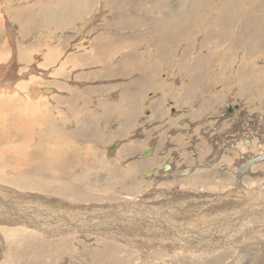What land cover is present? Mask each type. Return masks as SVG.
Instances as JSON below:
<instances>
[{"label": "rangeland", "instance_id": "1", "mask_svg": "<svg viewBox=\"0 0 264 264\" xmlns=\"http://www.w3.org/2000/svg\"><path fill=\"white\" fill-rule=\"evenodd\" d=\"M77 1L0 0V76L2 77L0 89L10 91L12 88L17 91L22 88L27 91L51 87L53 92L49 94L40 92L46 96L47 102L43 107H36L41 113L44 114L46 110V113L50 112L56 119L59 117L69 122L81 121L86 126L83 127L87 132H90V129L94 132L95 127H98L95 134L102 138H96L93 143L86 142L84 145L71 142L68 149L64 150L68 151V157L71 159H76V155L84 157V160L87 159V168L90 172L93 169L94 172L91 173L99 181L97 188L83 189L86 193L92 190L91 193L98 197L95 200L98 199L97 201L100 202L92 201L91 203L95 204L92 207L102 206V211L108 212L117 208L114 205L134 203L136 207L142 205L150 209V212L148 210L145 212L149 217H164L165 212L170 213L172 218L175 217L174 224H180L178 226L182 229L174 230V234L164 230L161 223L154 221L151 224L150 220L138 221L141 226L134 228L137 225L134 224L133 227L132 224L136 222L127 224L125 222L127 219L110 217L105 220L110 219L111 222L97 226L100 230L97 232H104L105 237L97 233L96 235L95 230L80 231L75 234L78 241L80 239L83 241L80 235L85 233L90 234V237L99 236L100 243L95 242L98 245L89 246L85 241L78 242L71 239L72 242L68 245L70 249L62 250L66 254L54 252L44 255L43 253L38 256L39 258H35V253H31L28 259L17 261L15 264H99L95 258V251L102 249L103 241L111 242L110 244L117 248L118 264H137L140 261L152 264H209L218 261L217 263L221 264V260L224 261L222 263L229 264L233 261L232 255L235 256L234 258L240 256L238 264H264V156L262 157L264 154V0H79L78 3ZM55 35H59V38L56 39ZM54 51H57L55 55H53ZM180 57L183 58L182 61ZM197 63L201 65L200 77L193 78L198 80L199 85L190 89L189 85L194 79L190 78L192 67L188 68V65L195 66ZM178 65L182 66L181 74ZM12 84L17 86L13 88ZM195 84L194 81L193 85ZM128 91H131L134 97L133 105L129 103ZM2 98L0 95V147L4 150L0 148V199L8 204L7 208L11 210H24L31 214L36 212L35 215L44 217L46 215L37 222H47L51 225L50 227L41 224V227L50 228L49 232L47 235L45 233L36 235L42 237L44 241L50 239L51 242H57L59 238H51L54 236L51 232L62 228L59 224H55L52 214L65 208L70 210L71 203L66 201L68 205L62 208L59 202L53 204L54 201L59 200L53 199L57 197L45 193H41L43 197L38 194L36 196L39 192L23 184L21 186L17 184V182L30 181L32 178L26 166L31 163L29 156L31 148L26 144V136L23 132V129L27 128L25 126L30 128L32 108L21 95L12 99V105L8 101L2 102ZM200 99L217 102L219 106L214 109V113L215 117L218 115L220 117L214 119L208 114L209 111H198L197 104ZM70 100H73L74 104H70ZM232 107H235L236 110L233 109V112L237 111L239 118L234 119L233 116V119L239 120L240 123L228 121L231 118L228 108ZM195 112L199 115L196 116ZM192 114L195 118L191 117ZM42 117L44 118V115L38 118ZM179 120H185L186 123L179 125ZM35 121L38 123L37 121L42 120L35 119ZM188 121L190 123H187ZM192 123L196 125L192 132L189 131L190 135L186 132L189 124ZM179 129L185 130L179 131ZM68 132L75 131L70 129ZM256 132L257 134L259 132L258 136ZM169 135L171 137H168ZM257 137L258 139H255ZM244 140L254 141V146H242ZM115 143L120 145L114 153L109 154L106 148ZM8 144H11L10 146L15 150ZM231 144L232 146L236 144L235 147L238 149L239 146L240 150L233 151V147L229 146ZM157 145L159 146L156 147ZM217 146L223 147L219 153L216 152ZM72 147L83 148L79 152L81 154L73 152ZM128 147L132 150L126 155L123 149ZM200 147L202 154L206 152L202 157L197 154ZM61 148L62 145L59 152H62ZM147 150H151L150 155H153L142 157V153ZM32 151L36 153V155L32 154L34 155L32 158L38 160L45 158L43 147H35ZM245 152H248V155ZM147 159L153 161L152 166L140 167L137 170L130 169L132 164L146 162ZM208 162L210 165L198 167V164ZM166 163L171 165V170L167 172L162 168ZM186 168H192L193 172L184 177ZM250 168L256 169L254 171ZM182 169L183 172L180 173ZM251 172L256 173L254 175ZM148 173L152 175L147 177ZM223 173L227 175L224 176ZM110 174H113L116 181L128 177L123 182L133 183L123 191L133 198L139 196L138 199L125 203L119 201L117 197L119 194L113 192L123 186L111 187L112 181L105 183L106 175ZM204 175L207 178H203ZM257 175L259 176L256 177ZM192 176L196 178L200 176V183L205 182V184L201 186L196 181L193 182ZM213 177L216 181L212 180ZM234 180L235 182L232 183ZM239 182L244 185L238 184ZM228 183H232L234 187ZM247 186L249 187L246 188ZM215 189L218 192L214 191ZM160 191L176 192L184 199L174 201L171 200L173 197H168L166 200L170 201H165L163 205L161 201H157L153 206L148 196ZM146 192H149L148 195ZM140 193L145 194L140 196ZM251 193L254 197L252 199L249 197ZM211 194L220 195L217 197L218 201L211 199L213 198ZM109 197L112 201H118L106 200ZM213 203L216 205L214 206ZM209 204L214 208L208 206ZM217 206L220 207V211ZM4 208L0 205V221L2 215H6ZM174 210L176 211L173 214ZM91 213L94 215L97 212ZM138 213L137 216H140V212ZM189 213H193L194 216ZM178 215L184 217L178 218ZM133 216L137 220H142L136 215ZM21 222L24 221L0 222L1 248L5 251L1 262L6 258V249L15 242V233L10 235L11 231L18 227L26 228ZM3 225L9 227L2 228ZM195 226L196 229L193 228ZM65 233L68 234L66 231ZM181 233L185 240L189 239V242H180L177 236ZM21 236L23 235H19ZM193 239L200 245L199 243L195 245ZM208 243L212 244L213 248ZM21 244L19 248H22L23 243ZM136 249L141 250L137 252ZM217 251L219 255L227 254L220 262L217 260L218 253L215 254Z\"/></svg>", "mask_w": 264, "mask_h": 264}, {"label": "bare ground", "instance_id": "2", "mask_svg": "<svg viewBox=\"0 0 264 264\" xmlns=\"http://www.w3.org/2000/svg\"><path fill=\"white\" fill-rule=\"evenodd\" d=\"M63 1H66V0H63ZM79 1V0H78ZM78 1H77V3H78ZM15 2V1H14ZM32 2V1H31ZM35 2V1H34ZM33 2V3H34ZM62 2V1H61ZM69 2H70V0H69ZM71 3H73V2H71ZM53 4V3H52ZM79 4L81 5V3L79 2ZM88 4V3H87ZM19 5V4H18ZM17 5V6H18ZM23 5V4H22ZM63 5V4H62ZM76 5V4H75ZM81 7V6H80ZM31 8V7H30ZM0 9H1V7H0ZM6 10V9H5ZM34 11V10H33ZM55 11H57V10H55ZM40 13V12H39ZM57 13V12H56ZM79 13V12H78ZM180 13V12H179ZM36 16V15H35ZM55 16V15H54ZM81 16H82V14H81ZM80 16V17H81ZM52 17V16H51ZM19 18V17H18ZM33 21V20H32ZM34 22V21H33ZM24 23H26V22H24ZM107 24V23H106ZM30 25V24H29ZM35 27H37V26H35ZM29 28H30V26H29ZM38 28V27H37ZM47 28V27H46ZM27 29V28H26ZM93 33V32H92ZM62 37V36H61ZM160 37V39L162 38L161 37V35L159 36ZM55 38L56 39H58L59 38V35L58 36H56L55 35ZM174 38V37H173ZM172 39V38H171ZM89 40V39H88ZM60 43V42H59ZM91 44V43H90ZM61 47V46H60ZM57 49V48H56ZM65 49V48H64ZM57 53V51H54L53 52V55H55ZM60 53V52H59ZM3 56V55H2ZM193 56V55H192ZM180 59H181V61L183 60V58H181L180 57ZM175 61V60H174ZM78 62V61H77ZM75 63V62H74ZM176 65V64H175ZM193 64H190V65H188L189 67L188 68H191V75H190V78L191 79H194V78H196V77H200V70H201V65H200V63L198 64L197 63V65H195V66H192ZM200 65V67H198V68H196L197 66H199ZM179 66V65H178ZM178 68H180V74H181V72H182V66H179ZM184 70V69H183ZM176 71V70H175ZM177 71H178V69H177ZM187 72V71H186ZM188 73V72H187ZM190 74V73H189ZM199 74V75H198ZM198 75V76H197ZM174 76V75H173ZM194 77V78H193ZM1 76H0V81H1ZM16 79H14V81H15ZM152 80V79H151ZM190 81V80H189ZM194 81L196 82V84L195 85H193V83H194ZM138 82H140V81H138ZM13 83V82H12ZM145 83V82H144ZM149 84V83H148ZM13 85V88H15V86H17L16 84H12ZM199 85V83H198V80L197 79H194V80H192V83H191V85H189V87H190V89H193V87L194 86H198ZM46 86V85H45ZM44 86V87H45ZM125 87V86H124ZM52 88H55V87H52ZM256 88V87H255ZM11 90L10 91H6V90H3V89H0V95L3 97L2 98V102H4V101H8L9 103H10V105H12V99H16V97H17V95H21L24 99H26V101L28 102V103H30V105H31V116H32V121H30L29 122V126H30V128H28V126H25V127H27V128H25V129H23V132H24V135L26 136V141H27V143L26 144H28L29 146H30V148H31V153H29L28 155L30 156V159H31V163L29 164V165H26L27 166V168L29 169L28 170V172L29 173H31V179H30V181H26V182H17V184H19L20 186H21V184H23L24 186H28L30 189H32V190H34V191H36V192H39V193H36V196H37V194L38 195H40V196H42L41 195V193H45V194H47L48 196H54V197H57V198H53V199H59L58 201H54L53 202V204L55 203H57V202H59V204L61 205V207L62 208H64L65 206H67L68 204L67 203H65L66 201L67 202H70L71 203V205H73L74 204V206H69L71 209L70 210H67V208H65V209H63V211L61 210V211H57V212H55L56 214H52V212H51V214H52V216L54 217V221H56L55 222V224L57 223V225L59 224V226L62 228V229H60V230H58V231H52L51 233V235H54V236H52L51 238H53V237H57V238H59V240L57 241V242H51V240L49 239V241H44L43 240V238L41 237V238H39L38 237V235H36L37 233H45L46 235L48 234V232H49V229H47V227H41V224H45L46 226L48 225V223L46 224V223H44V222H42V223H38L37 222V220L38 219H44L45 217H46V215H45V217L44 216H38L37 214L35 215L34 213H36V212H34V213H27V212H25L24 210H20V211H14V210H11L10 208H7L8 207V204H5V202L2 200V199H0V205H2L3 206V208L4 207H6V208H4L5 209V213H6V215H2V218H1V221L2 222H7V223H13L14 221H19V220H22V221H24L25 222V224H24V222L22 223L26 228H24V227H18V228H16V229H14V231L12 232L11 231V233H10V235H13L14 233V236L16 237L14 240H15V242L14 243H11V247H9V248H7L6 249V254H5V259L4 260H2V262H1V258H2V256H3V254H4V250L1 248V242H0V262H1V264H15L17 261H20V260H23V259H25V258H27V257H29V254H31V253H35L34 255H36V256H34L35 258H39L38 256H40V255H42L43 253H44V255H48V254H53L54 252H56V253H64V254H66V252H64V251H62V250H69L70 249V247L68 246V245H70L71 244V242H72V240L71 239H73V240H76V241H78L77 240V235H75V234H77V233H80V231L82 232V231H84V232H90V231H92V230H95L96 232H94L95 234L97 233L98 235H103V233L101 234L99 231V228L97 227V226H99L100 224H102V223H109V222H111L112 220H105L106 218H110V217H113V219L114 218H116V216H117V218L118 219H127L125 222H127V224H129V223H132V222H136V223H133L132 225H133V227H134V224H136L137 225V227H134V228H138L139 226H141V224L138 222V221H148V220H150L149 222L151 223V224H153L154 223V221H157V222H159V223H161L162 224V226L161 227H164V230H168V231H170V232H173L174 234H175V231L174 230H177V231H181V229H180V227L178 226V225H180V224H174V222H175V217L174 218H172V216L170 215V213H164V214H166V215H163L164 217H159V216H155V217H149V216H147V215H145V212H147V210L149 211L150 209H148V208H146V207H142V205H141V207H136L135 205H134V203H132V204H124L123 206H120V205H114L115 206V208H116V206H117V208L115 209V210H111V211H102V206L101 207H92V206H94L95 204H93V203H91L92 201H94V202H98L97 200H95V198H98L96 195H94V194H92L91 193V191H89L88 193H86L85 191H83V189L85 188H87V187H89V188H93V187H95V188H97L99 185L97 184L99 181L97 180V178L95 177V176H93V173H91V172H94L93 171V169H91V172H90V170L87 168V164H86V160H84V157H82V156H78V155H76V159H71V157H68V151H64V150H67L68 149V147L70 146V143L71 142H73V143H75V144H77V145H84L86 142L87 143H93L94 142V140L97 138V139H99V138H102L100 135H98V134H95V131L96 130H98V127H95V129H94V132H93V130L92 129H90V132H87V131H85V125H83L82 123H81V121H78L77 120V122L76 121H73V122H69L68 120L66 121V119H65V121H64V119L63 118H59L58 117V119H56V118H54L52 115H51V113L49 112V113H46V110H44V114L43 113H41V111H40V107H43L44 106V104L45 103H47L46 102V100H45V97L46 96H44V95H42V94H49V93H51V92H53V90L51 89V87H50V89L49 88H43V89H36V88H34V89H30V90H24V89H19V90H17V91H15V89H12V88H10ZM120 89V88H119ZM144 90H145V88H144ZM38 91H39V93H38ZM263 91V90H262ZM40 92L42 93V94H40ZM55 92V91H54ZM70 93H74V91H69ZM93 93V92H92ZM128 95L130 96L129 97V103L130 104H132L133 105V96L131 95L132 94V92L131 91H128ZM262 93V92H261ZM54 94H56V93H54ZM58 94V93H57ZM51 95V94H50ZM49 95V96H50ZM66 95V94H65ZM251 95V94H250ZM49 96H47V97H49ZM193 96V95H192ZM58 97V96H57ZM188 97H190V96H188ZM257 97H260V96H258L257 95ZM194 98V99H193ZM193 100L195 101L196 99H195V97L193 96ZM263 98V97H262ZM23 99V100H24ZM85 101V100H84ZM199 102H198V104H197V109H198V111H201V110H205V112H208V114H211V116L212 117H214V119L215 118H219L220 116L218 115L217 117H215V113H214V109L216 110V108H218V103L217 102H214V103H212L211 101H201V99L200 100H198ZM218 101V100H217ZM261 101V100H260ZM263 101V100H262ZM132 102V103H131ZM69 103L70 104H74L73 103V100H70L69 101ZM259 103V102H258ZM262 103V102H261ZM147 104V103H146ZM214 104V105H213ZM216 104V105H215ZM85 105V104H84ZM39 106V108H36V107H38ZM99 106V105H98ZM206 106H208V108H206ZM262 106V105H261ZM15 107V105L13 106V108ZM27 107V106H26ZM26 107H24L25 109H26ZM5 108V107H4ZM12 108V109H13ZM62 108V107H61ZM245 108V107H244ZM44 109V108H43ZM79 109V108H78ZM87 109V108H86ZM92 109H93V107H92ZM98 109V108H97ZM213 109V110H212ZM233 109L234 110H236L235 109V107H232V108H228V113H230L229 114V116L231 117V118H229L228 119V121L230 120L231 122L232 121H236V122H238L239 120H234V119H239L238 118V114H237V111L236 112H233ZM261 109V108H260ZM80 110V109H79ZM26 111V110H25ZM88 111V110H87ZM195 111V110H194ZM197 111V112H198ZM240 111V110H239ZM53 112H54V110H53ZM100 112V111H99ZM197 112H195V114H196V116L197 115H199V113H197ZM213 112V113H212ZM14 113V112H13ZM27 113H28V110H27ZM30 113V112H29ZM28 113V114H29ZM148 113V112H147ZM23 114V113H22ZM27 114V115H28ZM24 115V114H23ZM30 115V114H29ZM34 115H35V118H34ZM42 115H44V118L42 117V118H38V117H40V116H42ZM46 115V116H45ZM60 115V114H59ZM152 115V114H151ZM58 116V115H57ZM78 116V115H77ZM76 116V117H77ZM132 116V115H131ZM233 116H234V119H233ZM29 117V116H28ZM27 117V118H28ZM68 117V116H67ZM191 117L192 118H195V115L194 114H192L191 115ZM24 118H25V116H24ZM24 118L22 119V120H24ZM70 118V117H69ZM28 119H30V118H28ZM35 119L36 120H42L41 122H39V121H37L38 123H36V121H35ZM185 119V118H184ZM232 119V120H231ZM246 119V118H245ZM244 119V120H245ZM34 120V121H33ZM79 120H82V118H79ZM129 120V119H128ZM27 121V120H26ZM182 121H184V123H182ZM223 121H225V119L223 120ZM22 122V121H21ZM198 122H200V121H198ZM27 123V122H26ZM84 123H86V122H84ZM186 122H185V120H179V122H178V124L179 125H184ZM187 123H190L189 121L187 122ZM197 123V122H196ZM238 123H240V122H238ZM23 124V123H22ZM244 124V123H243ZM252 124V123H251ZM195 125L196 124H194V123H192V124H189V126H188V131L186 132L187 134H190V132H192L191 130H194L195 129ZM232 125V124H231ZM239 126H240V124H238ZM257 125V124H256ZM259 125V124H258ZM22 126V125H21ZM83 126H85V127H83ZM253 126V125H252ZM75 127V128H74ZM153 127V126H152ZM256 127V126H255ZM258 127V126H257ZM260 127V126H259ZM258 127V128H259ZM32 128H34V130H32ZM233 129H234V127H232ZM240 128V127H239ZM258 128H257V130H258ZM70 129H73L75 132L74 133H69L68 131L70 130ZM225 129V128H224ZM236 129V128H235ZM243 129V128H242ZM253 129V128H252ZM256 129V128H255ZM176 130H178V129H176ZM181 130H185V129H179V131H181ZM220 130V129H219ZM238 130H240V129H238ZM237 130V131H238ZM3 131V130H2ZM1 131V132H2ZM190 131V132H189ZM256 131V130H255ZM255 131H253V132H255ZM261 133H263V131L261 132ZM256 134H257V132H256ZM258 134H259V132H258ZM258 134H257V136H258ZM2 135V134H1ZM191 135V134H190ZM262 136V134L260 135V137ZM168 137H171V135H169ZM4 139V138H3ZM255 139H258V137L257 138H255ZM258 141V140H257ZM3 142V141H2ZM15 142V141H14ZM44 142H47V143H49L48 145H45V144H42V143H44ZM254 141H252V140H244L243 141V144H242V146H247V147H249V146H254V143H253ZM264 142V141H263ZM10 143V142H9ZM13 144V143H12ZM1 145H3V143L1 144ZM9 145V144H8ZM11 145V144H10ZM9 145V147H11ZM62 145V148H61V150H62V152H59L60 151V146ZM114 145L116 146V148L120 145L119 143H115V144H113V145H110L109 147H107L106 148V150L108 151V149L110 148V147H114ZM159 145H157L156 147H158ZM230 147H233V151L234 150H240V148H239V146H238V149L235 147V146H237L236 144H234V146H232V144L231 145H229ZM259 146V145H258ZM35 147H43V149H44V155L43 156H45V158H43L42 160H38V159H35V158H32V156H34V155H36V153H34V151H32V150H34V148ZM217 147H221V146H217ZM246 147V148H247ZM1 148V150H3L2 149V147H0ZM115 148V147H114ZM115 148V149H116ZM243 148V147H242ZM241 148V149H242ZM261 148V147H260ZM11 149H14L13 147H11ZM82 149L83 148H78V149H76L75 147H72L71 148V150L73 151V152H75V153H78L79 154V152H81L82 151ZM114 149V150H115ZM160 149V148H159ZM221 149L223 150V147H221ZM220 149V150H221ZM15 150V149H14ZM77 150H79V151H77ZM114 150L111 152V153H114ZM118 150V149H117ZM132 149H131V147L129 148H127V149H123V152H124V154H126V155H128V154H130L129 152L131 151ZM199 150V153H197V154H200V157H202V156H204L205 154H206V152L204 151V153L205 154H202V150H201V147L198 149ZM4 151V150H3ZM6 151V150H5ZM9 151V150H8ZM151 151V150H150ZM65 152V153H64ZM160 152V151H159ZM220 151H218V153H219ZM242 152V151H241ZM241 152H239V153H241ZM15 153V152H14ZM109 153V152H108ZM116 153V152H115ZM244 153V152H243ZM246 154L248 153V152H245ZM32 154H34V155H32ZM63 154H64V156H63ZM81 154V153H80ZM79 154V155H80ZM85 154V153H84ZM110 154V153H109ZM108 154V155H109ZM143 154V153H142ZM27 155V156H28ZM75 155V154H74ZM107 155V154H106ZM116 155V154H115ZM153 155V154H152ZM152 155H150V156H152ZM248 155V154H247ZM110 156V155H109ZM149 156V157H150ZM264 156V154L262 155V157ZM106 157H108V156H106ZM140 157V156H139ZM148 157V158H149ZM110 158V157H109ZM107 159V158H106ZM241 159V158H240ZM72 160V161H71ZM148 160H151V159H147L146 160V162L144 161H142V162H136L135 164H132V166H131V168L130 169H132V170H137L138 168H140V167H144V166H152L153 165V161H148ZM223 160V158H221V161ZM59 161H60V163H59ZM2 162V161H1ZM243 162V161H242ZM245 162V161H244ZM132 163V162H131ZM199 166L198 167H206L207 165H210V163L208 162V163H204V164H198ZM14 166V165H13ZM255 166H257V165H255ZM6 167V166H5ZM164 167H165V172H167V171H170L171 170V165H169V164H164ZM164 167H162V168H164ZM254 167V166H253ZM258 168H259V166H257ZM256 167V168H257ZM217 168V167H216ZM256 168H250V170L251 169H253L254 171H255V169ZM18 169V168H17ZM187 169V168H186ZM239 169V168H238ZM242 169H243V167H242ZM180 170V169H179ZM244 170H246V169H244ZM249 170V169H248ZM14 172V171H13ZM163 172V171H162ZM181 172H183V169L180 171V173ZM193 171H192V168H189V169H187L184 173V177H186V176H189L191 173H192ZM230 172H232V171H230ZM245 172V171H244ZM261 172V171H260ZM233 173V172H232ZM254 173V172H253ZM252 172H251V174H253ZM256 173V172H255ZM255 173H254V175H255ZM167 174V173H166ZM224 174H226V173H223V175ZM239 174V173H238ZM262 174V173H261ZM15 175V174H14ZM91 175H92V179H91ZM152 175V173H148L147 174V177H149V176H151ZM180 175V174H179ZM196 175H198V174H196ZM208 175V174H207ZM227 175V174H226ZM237 175V174H236ZM236 175H233V176H236ZM249 175H250V172H249ZM260 175V174H259ZM259 175H257L256 177H258ZM264 175V174H263ZM181 176V175H180ZM201 176V175H200ZM200 176H198L199 178H196V177H193L192 178V181L193 182H197L198 184H200L201 186L203 185V184H205V182L204 183H200ZM225 176V175H224ZM233 176H231L232 178H233ZM239 176V175H238ZM260 176H262V175H260ZM182 178H183V176H181ZM212 177V176H211ZM244 177H245V175H244ZM251 177V176H250ZM252 177H254L253 175H252ZM255 177V178H256ZM133 178V176H131V179ZM203 178H207L206 177V175H204V177ZM226 178H228V176L226 177ZM105 179H106V181H105V183H108V182H111L112 181V184H111V187L113 186V185H122L123 187H121V188H118V189H116L113 193H116V195H118L117 197H119L118 198V200L119 201H122V202H133V200H137L138 199V197L137 198H133V197H131V195L129 194V193H124V191H123V189L124 188H129L131 185H132V181L131 182H127V183H124L123 181L124 180H126V179H128V177H126V178H123L122 180H120V181H116V180H114V176H113V174H110V175H106V177H105ZM104 179V180H105ZM129 179H130V177H129ZM222 179H223V177H222ZM235 179V178H234ZM236 179H238V178H236ZM261 179V178H260ZM263 179H264V177H263ZM212 180H214V177H213V179ZM247 180H250V179H247ZM246 180V181H247ZM98 181V182H97ZM214 181H216V180H214ZM221 181H223V180H221ZM225 181H226V179H225ZM228 181V180H227ZM243 181V180H242ZM241 181V182H242ZM246 181H244V182H246ZM114 182V183H113ZM213 182V181H212ZM224 182V181H223ZM233 182H235V180L234 181H232V183ZM241 182H239L238 184H241V185H244V184H242ZM255 182V181H254ZM257 182V181H256ZM255 182V183H256ZM262 182V181H261ZM232 183H228V185H231ZM218 184V183H217ZM226 184H227V182H226ZM247 184H248V182H247ZM261 184V183H260ZM19 185H17V186H19ZM222 185V184H221ZM227 185V186H228ZM234 185H236V184H234ZM253 185V184H252ZM251 185V186H252ZM19 186V187H20ZM222 186H224V184L222 185ZM231 186H233V185H231ZM250 186V187H251ZM135 187V186H134ZM199 187V186H198ZM197 187V188H198ZM207 187V186H206ZM226 187V186H225ZM234 187V186H233ZM245 187V186H244ZM249 186H247L246 188H248ZM29 188H28V191H29ZM89 188H87L86 190H88ZM117 188V187H116ZM220 188V187H219ZM230 188H232V187H230ZM229 188V189H230ZM262 188V187H261ZM101 189H103V187L101 188ZM151 189V188H150ZM199 189V188H198ZM206 189V188H205ZM225 189V188H224ZM224 189H222L223 190V192L222 193H224ZM228 189V188H227ZM100 190V189H99ZM248 190V189H247ZM27 191V190H26ZM25 191V192H26ZM121 191H123V192H121ZM148 191V190H147ZM193 191V190H192ZM214 191H217L218 192V190H214ZM213 191V192H214ZM263 191V190H262ZM102 192V191H101ZM200 192H202V191H200ZM212 191H210V193H211ZM221 192V191H220ZM230 192V191H229ZM254 192V191H253ZM30 193H32L31 191H30ZM139 193V192H138ZM147 193V192H146ZM149 193V192H148ZM148 193H147V195H148ZM182 193V192H181ZM208 193V192H207ZM257 193V192H256ZM259 193V192H258ZM35 194V193H34ZM142 194L144 195L145 193H140V196H142ZM152 195H150V196H148V198H150L152 201L151 202H153L152 204H153V206H154V202H159V201H161L160 203L163 205V204H165V201H170V200H166V198H168V197H173V198H171V200H174V201H177V200H183L184 199V197H181V195H178L176 192H172V191H166V192H163V191H160V192H153V193H151ZM175 194H177V195H175ZM205 194V193H204ZM216 194H218V193H216ZM252 195L251 196H249V197H251L250 199H252V198H254V197H252L253 196V193H251ZM260 194V193H259ZM258 194V195H259ZM116 195H113V196H116ZM206 195V194H205ZM263 195V194H262ZM261 195V196H262ZM176 196V197H175ZM189 196V195H188ZM187 196V197H188ZM218 196H220V195H212L211 194V197H213V198H211V199H215V200H217L218 201ZM43 197V196H42ZM42 197H41V199H42ZM108 197V196H107ZM165 197V198H164ZM231 197V196H230ZM116 198V197H115ZM142 197H140V199H141ZM186 198V197H185ZM200 198V197H199ZM206 198V197H205ZM210 198V197H209ZM208 198V199H209ZM262 198V197H261ZM45 199V198H44ZM51 199V198H50ZM63 199V200H62ZM188 199V198H187ZM198 199V198H197ZM211 199H209L210 201H212ZM33 200V199H32ZM101 200V199H100ZM102 200H104V199H102ZM106 200H111L112 201V199L109 197V198H107ZM118 200H114V201H112V202H117ZM194 200H195V198H194ZM202 200V199H201ZM36 201H37V199H36ZM49 201V200H48ZM110 201V202H111ZM190 201V200H189ZM205 202H206V199L204 200ZM32 202V201H31ZM35 202V201H34ZM38 202V201H37ZM100 202V201H99ZM98 202V203H99ZM102 202V201H101ZM112 202H111V204H112ZM185 202V201H184ZM194 202V201H193ZM42 203V202H41ZM207 203V202H206ZM215 203H217V202H215ZM215 203H213V205L215 204ZM51 204V203H50ZM58 204V205H59ZM105 204V203H104ZM139 204V203H138ZM149 204V203H148ZM193 204H195V203H193ZM198 204V203H197ZM204 204V203H203ZM202 204V205H203ZM52 205V204H51ZM100 205H102V204H100ZM107 205V204H106ZM146 205V204H145ZM186 205H187V203H186ZM196 205V204H195ZM199 205V204H198ZM197 205V206H198ZM212 205V204H211ZM210 204L208 205V206H211ZM216 205V204H215ZM214 205V206H215ZM86 206H88V207H86ZM107 206H109V205H107ZM111 206V205H110ZM156 206V205H155ZM170 207H171V205H169ZM218 206H219V204H218ZM217 206V208H219L218 209V211H220V207H218ZM60 207V206H59ZM149 207H151V206H149ZM158 207V206H157ZM164 207H166V205L164 206ZM164 207H162V208H164ZM193 207V206H192ZM203 207V206H202ZM206 207V206H205ZM211 207H213V206H211ZM210 207V208H211ZM40 208V207H39ZM99 208V209H98ZM104 208V207H103ZM110 208V207H109ZM140 208V209H139ZM155 208V207H154ZM160 208V207H159ZM182 208V207H181ZM210 208H206V210H210ZM214 208V207H213ZM216 208V209H217ZM254 208V207H253ZM42 209H45L46 210V208H42ZM56 209V208H55ZM153 209V208H152ZM170 209V208H169ZM193 209V208H192ZM109 210V209H108ZM155 210V209H154ZM165 210V209H164ZM200 210V209H199ZM53 211V210H52ZM158 210H156V212H157ZM176 210H174L173 211V214H174V212H175ZM207 211V212H208ZM214 211V210H213ZM218 211H217V213H218ZM234 211V210H233ZM90 212H97L96 214H94V215H92V213L90 214ZM134 212V213H133ZM138 212H140V216H137V214L136 213H138ZM150 212V211H149ZM178 212V211H177ZM180 212V211H179ZM188 212V211H187ZM191 212H193V210L191 211ZM215 212V211H214ZM214 212H212V213H214ZM224 212V211H223ZM48 213H49V210H48ZM119 213V214H118ZM130 213V214H129ZM202 213V212H201ZM219 213H222V212H219ZM229 213V212H228ZM231 213V212H230ZM10 214L12 215V216H10ZM43 214V213H42ZM122 214V215H121ZM129 214V215H128ZM139 214V213H138ZM148 214V213H147ZM177 214V213H176ZM182 214V213H181ZM184 214V213H183ZM186 214V213H185ZM190 214V213H189ZM188 214V215H189ZM193 216H194V214L193 213H191ZM190 214V215H191ZM199 214H200V212H199ZM238 214H240V213H238ZM133 215H136L137 217H140V218H142V220H137V219H135L136 217H134ZM191 215V216H192ZM197 215V214H196ZM233 215V214H232ZM264 215V214H263ZM50 216V215H49ZM179 216H180V218L183 216L184 217V215H178V218H179ZM186 216V215H185ZM199 216V215H198ZM207 216V215H206ZM205 216V217H206ZM239 216V215H238ZM241 216V215H240ZM131 217H134V218H131ZM182 217V218H183ZM223 217V216H222ZM232 217V216H231ZM234 217V216H233ZM262 217V216H261ZM49 218V217H48ZM177 218V219H178ZM187 219H189L188 217H186ZM192 218H195V217H192ZM197 218V217H196ZM236 218V217H235ZM174 219V220H173ZM264 219V218H263ZM4 220V221H3ZM94 220H97V221H94ZM183 220H186V219H183ZM199 220V219H198ZM220 220H222L221 218H220ZM248 220V219H247ZM253 220V219H252ZM261 220V219H260ZM0 221V222H1ZM50 221H52V220H50ZM177 221V220H176ZM189 221V220H188ZM188 221H185V222H188ZM254 221V220H253ZM263 221V220H262ZM124 222V221H123ZM144 222V223H145ZM156 222V223H157ZM252 222V221H251ZM54 223V222H53ZM113 223H115V222H113ZM121 223L122 222H120L119 223V225H121ZM148 223V222H147ZM204 223V222H203ZM202 222H201V224H203ZM228 223V222H227ZM245 223V222H244ZM249 223V222H248ZM28 224V225H27ZM49 224H51V223H49ZM126 224V223H125ZM124 224V225H125ZM247 224V223H246ZM258 224V223H257ZM30 225V226H29ZM110 225V224H109ZM123 225V226H124ZM182 226H183V224H181ZM244 225V224H243ZM249 225V224H248ZM8 227H9V225H7ZM6 225H3L2 226V228H4V227H7ZM48 226H50L51 227V225H48ZM103 226V225H102ZM123 226H122V229H123ZM144 226V225H143ZM185 226V225H184ZM197 226V225H196ZM193 227V228H197V227ZM201 226V225H200ZM203 226V225H202ZM253 226V225H252ZM256 226V225H255ZM31 227V228H30ZM56 227V226H55ZM110 226H108V228H109ZM117 227V226H116ZM127 227V226H126ZM125 227V228H126ZM149 227V226H148ZM217 227V226H216ZM264 227V226H263ZM113 228H114V226H113ZM185 228V227H184ZM190 228V227H189ZM30 229H33V230H30ZM121 229V230H122ZM163 229V228H162ZM194 229V230H195ZM237 229V228H236ZM241 229V228H240ZM244 229H246V228H244ZM251 229V228H250ZM253 229V228H252ZM97 230H99L98 232H97ZM126 230V229H125ZM131 230H134V229H131ZM157 230V229H156ZM186 230L188 231V227L186 228ZM199 230V229H198ZM7 231V230H6ZM65 231L68 233V234H66L65 233ZM159 231V230H158ZM185 231V230H184ZM250 231H252V230H250ZM258 231V230H257ZM154 232V231H153ZM206 232V231H205ZM210 232V231H209ZM214 232V231H213ZM70 233H72V234H70ZM112 233V232H111ZM110 233V234H111ZM120 233H122V232H120ZM138 233V232H137ZM156 233V232H155ZM173 233H171V234H173ZM180 233V232H179ZM197 233V232H196ZM211 233V232H210ZM96 234V235H97ZM107 234V233H106ZM109 234V233H108ZM123 234V233H122ZM144 234V233H143ZM156 234H158V232L156 233ZM213 234V233H212ZM238 234V233H237ZM19 235H23V236H21V237H19ZM55 235H58V236H55ZM68 235V236H67ZM93 235V234H92ZM116 235H117V233H116ZM129 235V234H128ZM196 235V234H195ZM207 235H209V233L207 234ZM49 237H50V235H48ZM80 236H82L83 237V241H85L89 246L90 245H98V244H96L95 242H97L98 241V237L99 236H95V237H90L91 235L90 234H87V233H85V234H83V235H80ZM104 237H105V235H103ZM194 236V235H193ZM46 237V236H45ZM62 237V238H61ZM64 237V238H63ZM101 237V236H100ZM123 237H125V235H123ZM165 237H167V236H165ZM239 237V236H238ZM113 238V237H112ZM121 238H122V236H121ZM141 238V237H140ZM153 238V237H152ZM161 238V237H160ZM160 238H159V240H160ZM173 238V237H172ZM177 238L180 240V242L181 241H187V242H189L188 240H185V237H184V235L181 233L180 235H178L177 236ZM203 238V237H202ZM205 238V237H204ZM18 239V240H17ZM107 238H105V240H106ZM109 239V238H108ZM125 239V238H124ZM142 239V238H141ZM197 239V238H196ZM81 240V239H80ZM79 240V241H80ZM151 240V239H150ZM149 240V241H150ZM163 240V239H162ZM176 240V239H175ZM191 240V242H192V239H190ZM194 240V243H195V239H193ZM78 241V242H79ZM82 241V240H81ZM82 241V242H83ZM130 241V240H129ZM155 241V240H154ZM157 241V240H156ZM155 241V242H156ZM84 242V243H85ZM99 242V241H98ZM137 242V241H136ZM143 242H145L144 240H143ZM151 242V241H150ZM153 242V241H152ZM201 242H202V240H201ZM21 243H23V246H22V248L20 247L19 248V246H21L22 244ZM100 243V242H99ZM102 243V242H101ZM111 243V242H110ZM110 243H107V242H104L103 241V245H102V249H100V250H98V249H96V251H95V253H96V255H95V258H96V260H98L99 262V264H118V261H117V256L118 255H116L118 252V250H117V248L114 246V245H112V244H110ZM127 243V242H126ZM132 243V242H131ZM166 243V242H165ZM168 243V242H167ZM199 242H197V243H195V245H197ZM143 244V243H142ZM169 244V243H168ZM190 244V243H189ZM193 244V243H192ZM80 245V244H79ZM131 245V244H130ZM133 245V244H132ZM136 245V244H135ZM141 245V244H140ZM139 245V246H140ZM164 245V244H163ZM175 245H177V244H175ZM185 245V244H184ZM199 245H200V243H199ZM208 245H210L209 243H208ZM212 245V244H211ZM210 245V246H211ZM232 245V244H231ZM230 245V246H231ZM234 245V244H233ZM77 246V245H76ZM100 246V245H99ZM117 246V245H116ZM119 246V245H118ZM129 246V245H128ZM142 246V245H141ZM151 246H153V244H151ZM155 246V245H154ZM174 246V245H173ZM179 246V245H178ZM185 246H188V245H185ZM190 246V245H189ZM193 246H194V244L192 245V248H193ZM234 246H236V244L234 245ZM233 246V247H234ZM80 247V246H79ZM101 247V246H100ZM121 247V246H120ZM136 247V246H135ZM145 246H143V248H144ZM159 247V246H158ZM200 247V246H199ZM203 247V246H202ZM201 247V248H202ZM212 247V246H211ZM218 247V246H217ZM127 248V247H126ZM128 248H130V247H128ZM132 248V247H131ZM188 248V247H187ZM213 248V247H212ZM237 248V247H236ZM243 248V247H242ZM1 249L3 250V251H1ZM93 249V248H92ZM119 249V248H118ZM145 249V251H147L146 250V248H144ZM143 249V250H144ZM150 249V248H149ZM205 249V248H204ZM218 249H221V247L219 248L218 247ZM218 249H216V250H218ZM231 250H232V248H230ZM241 249V248H240ZM86 250H88V249H86ZM130 250V249H129ZM137 250V249H136ZM139 250H141V249H139ZM139 250H137V252L139 251ZM202 250V249H201ZM207 250H209V249H207ZM213 250V249H212ZM211 250V252H213ZM225 250V249H224ZM235 250V249H234ZM237 250V249H236ZM73 251V250H72ZM72 251H69V252H72ZM93 251V250H92ZM200 251V250H199ZM133 252H134V250H133ZM201 253H203V251H200ZM199 252V254H201ZM206 252V251H205ZM222 252H224V251H222ZM222 252H220V253H222ZM227 253H228V251H226ZM125 253V252H124ZM130 253V252H129ZM218 253V251L215 253V254H217ZM229 253H230V256H231V252L229 251ZM234 253V252H233ZM232 253V254H233ZM126 254H127V252H126ZM131 254V253H130ZM134 254V253H133ZM213 254V253H212ZM241 253H239V255H240ZM43 255V256H44ZM129 255V254H128ZM197 255H198V252H197ZM208 255V254H207ZM206 255V256H207ZM214 255V254H213ZM218 255H219V253H218ZM224 255H227V254H225V253H222V254H220L219 256H217V260H219V262H220V260L221 259H225L223 256ZM244 255V254H243ZM141 256H143V255H141ZM228 256H229V254H228ZM230 256H229V258H230ZM238 256V255H237ZM246 256V255H245ZM33 257V258H34ZM214 257V256H213ZM226 257V256H225ZM232 258V262H230L229 264H238L239 263V259H241V258H239L240 256H238V258L236 257V258H234L235 256H231ZM72 258V257H71ZM216 258V257H215ZM228 258V259H229ZM28 259V258H27ZM72 260V259H71ZM212 260H214L213 258H212ZM227 260V259H226ZM242 260H243V258H242ZM37 261V260H36ZM256 261V260H255ZM75 262H77V261H75ZM88 262V261H87ZM86 262V263H87ZM218 261H215V262H210L209 264H218L217 263ZM222 262H224L223 260H221V264H224V263H222ZM226 262V261H225ZM241 263V262H240ZM88 264V263H87ZM137 264H152V263H148V262H137ZM171 264V263H170ZM228 264V263H227ZM254 264V263H253ZM258 264V263H257Z\"/></svg>", "mask_w": 264, "mask_h": 264}, {"label": "water", "instance_id": "3", "mask_svg": "<svg viewBox=\"0 0 264 264\" xmlns=\"http://www.w3.org/2000/svg\"><path fill=\"white\" fill-rule=\"evenodd\" d=\"M182 123H184V121H182ZM114 147L116 148V146L114 145ZM113 146L112 147H110L109 149H108V152L110 153V154H112L111 152L115 149ZM221 148L220 147H218L217 149H216V152H218L219 150H220ZM151 154V151L150 150H147V151H145L143 154H142V157H145V156H147V155H150ZM218 154V153H217ZM208 166V165H207ZM164 170H165V167H164Z\"/></svg>", "mask_w": 264, "mask_h": 264}]
</instances>
